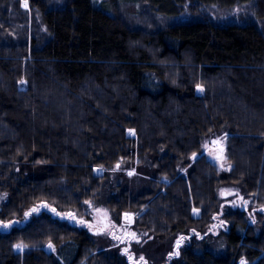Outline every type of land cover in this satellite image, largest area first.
Returning a JSON list of instances; mask_svg holds the SVG:
<instances>
[{"label": "trees", "instance_id": "16d2710c", "mask_svg": "<svg viewBox=\"0 0 264 264\" xmlns=\"http://www.w3.org/2000/svg\"><path fill=\"white\" fill-rule=\"evenodd\" d=\"M102 207L148 244L190 237L172 264H264V0H0V264H129Z\"/></svg>", "mask_w": 264, "mask_h": 264}, {"label": "rangeland", "instance_id": "374dc122", "mask_svg": "<svg viewBox=\"0 0 264 264\" xmlns=\"http://www.w3.org/2000/svg\"><path fill=\"white\" fill-rule=\"evenodd\" d=\"M25 9H29V3L24 2L23 3ZM247 6H243L242 8H236L235 11H222L216 7L210 8V18L215 19L218 22L221 23H227L232 20H239L241 19L240 16L246 13ZM131 15L129 18H135V15L138 13L134 9H129ZM127 15V14H126ZM246 15V14H245ZM125 16V15H124ZM196 16L192 17L187 13L186 15H183L181 18H168L166 20V24H169L170 22H175L181 19H191L195 18ZM137 25H141L140 23H137ZM131 135L133 136L134 133L131 132ZM226 138L227 136L225 134L220 135H214V137H208L204 142V153L206 154L207 158L216 163V164H222V166L225 168V170L230 169V164L226 159V156L224 155V152L220 151V148L223 147L225 149L226 146ZM128 167V166H126ZM123 171L126 172L127 178L134 180L136 178V175L138 174L135 166L123 168ZM145 177V174H143ZM145 183V181H144ZM146 184V183H145ZM236 187L232 185H226L223 188H221L222 194L225 193L226 197H232L235 196L236 193ZM44 208V205H38L34 209H32L30 212L26 214V221L29 219V217L32 214L40 213ZM200 212L198 210L194 211V216L198 217ZM135 218L136 215L133 213H126L122 220L120 222H115L113 218L111 217L110 213L108 212L107 207L99 208L96 213L92 215L93 222L96 224V228L101 234L96 237V241H100L101 244H108L111 248L117 250L121 253V255H125L127 258V261L129 264H172L174 259L180 257L183 249L187 246V244L190 241V237L188 236H182L178 238L173 246L168 250L169 245L167 244L165 246L159 245L156 243L148 244L152 240V237L149 236L147 232L138 230L135 227ZM4 224L9 225L8 227H3ZM21 224H24L21 223ZM12 223L10 222H0V233L6 232L11 227ZM97 233V231H96ZM218 245L219 251L224 252L225 250V242L223 239H221ZM147 243V245H146ZM51 245V247H49ZM20 247L16 246L17 252H24L26 250V247L23 245H19ZM45 250L48 253L55 252V247L52 244H48L45 246ZM168 250V251H167ZM142 258V259H141ZM251 264L248 261H241V264ZM83 264H87V262H84Z\"/></svg>", "mask_w": 264, "mask_h": 264}, {"label": "snow or ice", "instance_id": "6c2138e0", "mask_svg": "<svg viewBox=\"0 0 264 264\" xmlns=\"http://www.w3.org/2000/svg\"><path fill=\"white\" fill-rule=\"evenodd\" d=\"M198 90L202 91L203 89L200 88V87L198 86ZM8 226H9V225H7V224H4V225H3V227H8ZM17 247H20V246L18 245ZM49 247H51V245H49ZM141 259H142V258H141ZM242 264H243V262H242Z\"/></svg>", "mask_w": 264, "mask_h": 264}, {"label": "water", "instance_id": "95a60500", "mask_svg": "<svg viewBox=\"0 0 264 264\" xmlns=\"http://www.w3.org/2000/svg\"><path fill=\"white\" fill-rule=\"evenodd\" d=\"M220 151H221V152H224V148H223V147H221V148H220Z\"/></svg>", "mask_w": 264, "mask_h": 264}]
</instances>
